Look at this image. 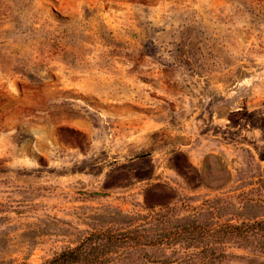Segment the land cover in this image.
<instances>
[{"label": "rangeland", "instance_id": "obj_1", "mask_svg": "<svg viewBox=\"0 0 264 264\" xmlns=\"http://www.w3.org/2000/svg\"><path fill=\"white\" fill-rule=\"evenodd\" d=\"M263 219L264 0H0V264ZM237 245L219 264H264Z\"/></svg>", "mask_w": 264, "mask_h": 264}, {"label": "trees", "instance_id": "obj_2", "mask_svg": "<svg viewBox=\"0 0 264 264\" xmlns=\"http://www.w3.org/2000/svg\"><path fill=\"white\" fill-rule=\"evenodd\" d=\"M145 224L92 230L77 245L61 250L41 264H116L134 250L145 247L159 251L160 256L155 261L169 262L171 254L165 252L176 245H182L186 251L180 258L187 264H219L227 257L224 247L230 242L264 253V219L211 225L189 220L158 228Z\"/></svg>", "mask_w": 264, "mask_h": 264}]
</instances>
